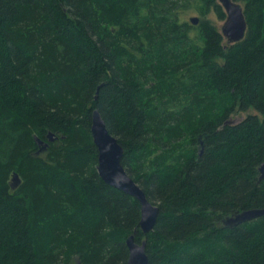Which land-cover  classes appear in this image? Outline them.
Instances as JSON below:
<instances>
[{
    "label": "trees",
    "instance_id": "trees-1",
    "mask_svg": "<svg viewBox=\"0 0 264 264\" xmlns=\"http://www.w3.org/2000/svg\"><path fill=\"white\" fill-rule=\"evenodd\" d=\"M233 1L229 44L217 0H0V264H125L133 234L147 264H264V216L223 223L264 209V0ZM95 109L159 208L147 234L95 170Z\"/></svg>",
    "mask_w": 264,
    "mask_h": 264
},
{
    "label": "water",
    "instance_id": "water-1",
    "mask_svg": "<svg viewBox=\"0 0 264 264\" xmlns=\"http://www.w3.org/2000/svg\"><path fill=\"white\" fill-rule=\"evenodd\" d=\"M222 10L225 13V20L222 22L220 28L221 36L227 43L233 44L241 41L246 32V23L242 6L233 0H217ZM188 21L191 25H196L199 22V17L191 16ZM97 109L91 114L90 134L92 144L97 150V166L95 170L102 179V182L107 185L124 192L125 194L135 198L140 206V232L143 234L149 233L153 229L156 217L159 213V208L149 201L144 191L133 179L127 174L121 160L123 158V148L117 143V139L107 131V127ZM239 119H233L230 123L237 122ZM48 142H53L52 134L47 135ZM40 146L39 152L46 150L48 142L36 140ZM260 177H264V163L259 167ZM20 179L17 174H13L11 178V185L15 189ZM264 216V209H252L234 214L224 220L225 226H235L242 222L250 221ZM134 235L126 239L125 245L128 250V257L125 264H147L148 257L146 254V242L142 240L140 243L135 242Z\"/></svg>",
    "mask_w": 264,
    "mask_h": 264
},
{
    "label": "rangeland",
    "instance_id": "rangeland-1",
    "mask_svg": "<svg viewBox=\"0 0 264 264\" xmlns=\"http://www.w3.org/2000/svg\"><path fill=\"white\" fill-rule=\"evenodd\" d=\"M191 16H196L194 13L190 12L185 16V19L188 21L189 17ZM209 19L213 22V24L220 30L221 26H222V22L216 18V16L214 14H210ZM224 41L226 42V40L224 39ZM249 114H256V112H254V110H247V112H236L235 114L231 115L232 118L238 117V116H246Z\"/></svg>",
    "mask_w": 264,
    "mask_h": 264
}]
</instances>
